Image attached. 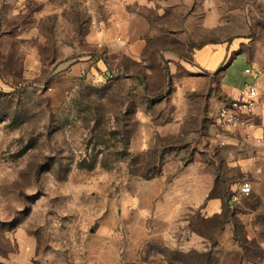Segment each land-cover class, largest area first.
Returning <instances> with one entry per match:
<instances>
[{"label":"rangeland","instance_id":"1","mask_svg":"<svg viewBox=\"0 0 264 264\" xmlns=\"http://www.w3.org/2000/svg\"><path fill=\"white\" fill-rule=\"evenodd\" d=\"M129 17L149 25L132 54L89 40ZM236 39L263 60L264 0H0V264H76L109 199L218 131L238 139L216 125L219 79L192 89L195 50ZM94 56L114 81L75 72ZM238 148H223L228 236L174 255L183 264H264V178L230 204L249 181L231 166Z\"/></svg>","mask_w":264,"mask_h":264},{"label":"crops","instance_id":"2","mask_svg":"<svg viewBox=\"0 0 264 264\" xmlns=\"http://www.w3.org/2000/svg\"><path fill=\"white\" fill-rule=\"evenodd\" d=\"M148 29L146 21L129 17L120 25L93 33L89 40L107 49V55L118 44L124 53L132 54ZM248 41H224L195 50L193 68L201 75H196L192 89L207 81L208 76L217 77L223 99L219 110L240 89L254 85L260 106L257 122L264 125V57L262 60L255 53L250 54L253 51ZM238 57H244L246 64L242 74L233 77L231 67ZM93 58L83 60L75 72H80L83 66L89 75L109 70V63L102 57ZM247 69L257 73V78L246 75ZM237 136L238 139L225 140L226 144L239 147L231 166L239 168L255 190L260 189L264 178V146L245 145ZM209 142L202 149L192 150L187 162L169 160L155 178L134 182L119 197L109 199L106 213L95 223L96 229L86 235L83 255L76 264H183L174 255L208 252L207 245L215 231L219 236L222 232L228 236L225 146H219L213 136Z\"/></svg>","mask_w":264,"mask_h":264},{"label":"built area","instance_id":"3","mask_svg":"<svg viewBox=\"0 0 264 264\" xmlns=\"http://www.w3.org/2000/svg\"><path fill=\"white\" fill-rule=\"evenodd\" d=\"M20 1V0H19ZM84 73V72H83ZM120 72H112L109 70L98 71L93 76L96 84L110 83ZM245 74L257 78L251 69H247ZM258 91L254 85H246L240 89L237 96L225 103L217 112L216 125L223 132L232 135H239L246 145L253 147L264 146V125L257 121L260 117V106L257 102ZM260 131L261 134L256 133ZM213 139L219 146H226L225 135L221 131L213 135ZM253 194V185L251 181L241 184L239 191L230 199V204H237L240 199L247 198Z\"/></svg>","mask_w":264,"mask_h":264},{"label":"trees","instance_id":"4","mask_svg":"<svg viewBox=\"0 0 264 264\" xmlns=\"http://www.w3.org/2000/svg\"><path fill=\"white\" fill-rule=\"evenodd\" d=\"M156 176H158V174Z\"/></svg>","mask_w":264,"mask_h":264}]
</instances>
